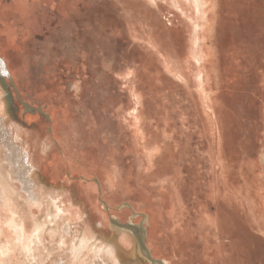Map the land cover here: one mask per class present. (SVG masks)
Masks as SVG:
<instances>
[{"label": "rangeland", "instance_id": "obj_1", "mask_svg": "<svg viewBox=\"0 0 264 264\" xmlns=\"http://www.w3.org/2000/svg\"><path fill=\"white\" fill-rule=\"evenodd\" d=\"M69 1L88 17H68L73 29L71 27L72 30L63 38L57 37L67 41L66 46L62 48L58 44L59 49H55L50 42L49 50L42 53L44 56L59 55L57 65L51 62L50 68L58 71L56 78L62 75V88L55 94L47 93L53 79L41 85L35 75L37 72H34L26 89L22 88V83L19 85L17 79L16 89L8 78H5L6 82L0 80L3 86H0V101L5 105V112L0 113V171L7 173L10 183L4 194L0 189V264H63L71 255L75 234H82L86 221L88 223L91 219L95 226L93 241L101 243L102 240V243L111 244L116 249L130 250L135 241L133 238V242L130 240L133 237L130 230L114 229L117 241L113 244L105 238L104 228L113 227L115 224L110 219L115 218L123 223L142 224L147 230L149 212L144 206L147 200L163 210V228L154 239L169 248L153 255L170 264L177 245L171 234L175 224L173 186L177 187L191 217V230L189 228L184 235L182 243L189 250L186 263H191L194 258L196 264L202 252L196 219L205 210L214 211L218 207L225 213V233L220 241L230 245L224 243V252L212 264H264V241L252 236L251 224L244 218L245 214L255 210L250 200L254 190L249 184L257 181L255 172L259 166L264 169V158L261 156V151H264V0H209V21L201 27L198 26L200 14L188 0H181L186 8L183 13L165 0H89L91 8L87 11L80 5L81 0ZM62 2L64 0H55L54 17L49 23L53 27H58L61 11L66 8L63 6L60 9ZM100 21L115 26L117 36L100 32L94 36L91 33L92 45L84 42L86 26ZM133 33H137L136 37ZM45 35L40 33L34 37L35 54ZM194 35H198L206 53L200 61L203 70L207 71H204L201 81H197L195 73L199 63L193 57ZM85 47L90 50H85ZM62 55H66L64 57L70 63H62ZM0 56H4L10 65L9 52L4 50ZM37 64L35 60L32 69L41 73ZM128 70H136V77L127 76ZM163 81L169 86L165 85L162 91L154 89ZM196 82L202 86L199 87ZM173 83L174 86L170 85ZM134 87L141 94V103L137 104L132 95ZM16 91L23 93L22 100L30 106L18 100ZM25 91H28L26 96ZM65 96H68L67 99ZM50 104L65 105L69 109L60 138L52 136V122L46 117L51 114ZM137 107L138 111L146 108L148 115L142 117L140 125L136 121L130 124L127 119H132ZM28 115L34 116L30 123ZM158 116H165L166 119L160 122ZM12 121L22 122L25 128L43 125L45 134L41 141H52L47 151H54L60 156L58 166H63L62 174L56 176V180H47L48 185L37 177L43 187L49 192L65 191L68 196H73L71 191L77 194L76 185L81 183L85 185L83 190L86 189L87 194H91L90 189L93 191V203L82 204L78 218L70 219L67 212H60L61 218L56 219L59 226L63 217L67 216L64 223L70 222L71 233L64 236L60 228V235L63 236L53 242L35 238L37 223L42 222L40 231L41 235H45L49 229L56 227L55 220L46 213L45 207L39 212L35 204L28 205V193L16 178L17 167L6 159L9 151L2 136H8L24 151L21 140L12 130ZM148 149H153L154 157H151L153 162L146 165ZM182 151L185 152L183 155ZM81 162L95 167L105 176L101 180L100 177L98 179V172L74 173L73 164ZM219 163L223 167L219 177L224 182L223 188L221 180L215 175L213 192L206 191L202 184H198L208 181L213 175L211 165L217 167ZM31 167L35 176L38 170ZM111 168L117 174L115 185L106 177ZM169 186H172V192L164 198V188ZM221 188L223 195L218 200L214 192H220ZM123 210L127 211L126 216L120 214ZM204 232L205 228L201 233ZM124 235L130 236L127 245ZM145 238L148 248L152 249L147 234ZM87 253L91 254L86 250L81 260H91ZM95 260V264H103L100 258ZM127 261L134 262L126 258L121 264H132Z\"/></svg>", "mask_w": 264, "mask_h": 264}, {"label": "bare ground", "instance_id": "obj_2", "mask_svg": "<svg viewBox=\"0 0 264 264\" xmlns=\"http://www.w3.org/2000/svg\"><path fill=\"white\" fill-rule=\"evenodd\" d=\"M76 1H79V0H76ZM81 1H83L85 4L90 5L89 0H81ZM146 1L155 2L156 0H146ZM165 1L168 2L170 5H172V7H174L180 13L182 11L183 12L186 11L185 4L182 3L181 0H165ZM208 2H209V0H188V3L192 4L191 6L192 7L194 6L196 8L197 13L200 14L201 22L198 26H200V25L206 26L208 24V21H209V20H207ZM81 3L82 2H80V5H81ZM55 6H56L55 0H31L30 2H28L27 0H13L12 4H4L2 2L0 3V52L2 53L5 50V52H9V54H10V56H8V58L10 59V61H9L10 65H8V63L5 60L6 58H4V56L3 57L0 56V80H3L6 82L5 78H8L10 80V82H12L11 83L12 86L16 89L17 88L16 85H18V84H16L17 83L16 79H17L20 82L19 85L22 83L21 84L23 86L22 88L26 89L28 87L27 85L33 79L34 72H37V73H35V75H37L36 76L37 80H38L39 84H41V85L44 84L46 81H49L51 78L53 79L51 82V84H53V85L47 89V91H46L47 93L55 94L54 92H56V91L58 92V89L62 88L61 85L63 83L61 82V79H60V78H62V75H61V77L56 78V77H58V76H56V73L58 71L55 68H54V71H52V68H50L51 62H53L54 66L57 65L56 61L59 62V60H57L56 58L59 55L57 56V54H54V55L50 54L51 56L50 55L44 56L42 53L44 50H49L50 47L48 46V43H50V42H53L54 46H52V47L55 49L56 48L59 49L58 44L61 45L62 48L66 46L67 41L64 42L62 39L58 40L57 37L58 36L62 37L65 34H69L71 27L73 29L71 20L68 17L74 16L77 19H80V18L84 19V17H88L87 16L88 14L85 15V13H84V15H83V13L80 11L81 8L76 9L73 3H71L69 0H64V2L60 3L59 7L61 10L63 9V6H66V8L62 10L63 12L61 11L62 16H61V19H59V21H58V24H59L58 27H53L49 23L52 21V18L54 17L53 12H54ZM77 19H76V21H77ZM101 21L98 22L96 25L86 26L87 28L85 29L86 36H84V38H85L84 42H87L88 44H89V42H90V44H91V42H93V41H90V37H89V35L91 33H92V35L95 36L98 32L105 34L107 32V30H109L108 29L109 24L104 23V22L102 23ZM212 28H214V27H212ZM77 32H80V30H78ZM34 33H41V34L46 33L44 40H43L44 42L42 41L38 44L39 50L37 51L36 54L34 53V51H35L34 47L36 45L35 39H34V37H35ZM116 34H117V31H116ZM133 35L136 37L137 33H133ZM194 37L195 38L193 41H195V44H194V53L193 54L195 56H193V57H195L196 61H198V63H199V65H197L198 68H197V71L195 73L197 75V81H201L203 73L206 70H203V68H202L203 65L201 66L200 61H202V59L206 55V53H205V50L203 49V46L200 44L201 40L199 39L198 35H194ZM155 48L158 49L157 47L154 46V49ZM206 48H207V46H206ZM85 50H90V49L89 48L86 49V47H85ZM90 52H92V51H90ZM88 54H89V52H88ZM64 56L66 57V55L61 56V58H63V60L61 62L64 63L65 65H67L68 63H70V60L69 59L66 60V58ZM159 56H160L161 61H162L163 55L161 54ZM6 57H7V55H6ZM35 60L38 62V64H37L38 69H40L41 73L36 71L35 68L32 69V63L35 62ZM73 62L75 63L76 61H73ZM164 65H166V67H167V63H165ZM8 67H9V69H8ZM95 69H96V67H95ZM136 72H137L136 70H128V72L126 74H127V76L130 75L131 77L135 78ZM6 73L8 74V76L6 75ZM13 74L15 75V77ZM63 77H64V75H63ZM34 79H35V81L33 80L34 81L33 84L37 83L36 78H34ZM131 81L133 82V80H131ZM196 83H198V82H196ZM32 85H31V88L34 87V85L33 86ZM197 85L199 87L202 86V84L200 85V83H198ZM0 86H2L1 83H0ZM204 87H205V85H204ZM27 92L25 91V96H26ZM16 94H17V98L20 102L26 103L22 100L23 99L22 96H24V95H22L23 93L21 94L18 91H16ZM132 95L136 99L137 104L141 103V100H140L141 94L139 91H133L132 90ZM28 97H30L29 98L30 100H33L32 96L28 95ZM65 97L67 99L68 96H65ZM10 98L12 99L11 94H10ZM0 99H1V91H0ZM210 99H211V97H210ZM46 100H48V99H46ZM212 101H214V100H212ZM203 103H202V105H204ZM26 104H28V103H26ZM28 106H30V104H28ZM49 108L51 110V114H50V116L46 115V117L48 116L52 122L51 126H50V129L52 131V136H54V138L55 137L60 138L62 135V129H63L62 126L67 121V118L69 116V109L65 105H60V106L54 105L53 106V104H50ZM215 111H216V109H215ZM1 112H5V105L3 104L2 101H0V113ZM26 117L28 120H30L29 123L31 122V119L34 118V116H32V115H28ZM9 119H11V118H9ZM27 119H26V121H27ZM41 119H42V117H41ZM141 119H142V112H141V110L138 111V107H137L132 119L129 118L127 120H128V123H130V124L134 123V121H136V123H138V125H140L139 123H140ZM218 120H219V118H218ZM33 121H35V120H33ZM21 123L22 122H19V123L13 122L11 127H12V130L14 129V131L16 133V137L21 140L24 151H21L19 149V147L14 142H12L8 136H2L3 143L6 145L8 151H9L6 159H7V161H9L10 163H13L17 167L16 168L17 169L16 178L20 180L24 190L28 193V200H27L28 205H34L35 204V206H38L39 212H41L42 208L45 207L46 213L51 214L52 218L55 220L56 227L49 229L50 231L45 235H41V231H40L41 227H43L42 222L37 223L35 238L39 241L44 239V240H48L50 242L51 241L53 242L54 240H56L57 237L63 236V235H60V228H61V230H63V232L65 234L64 236H66L67 234L69 235L71 233V231L69 230L70 229V222L67 221L64 223V220H67L66 219L67 216H68V218L70 217V219L78 218V216L81 215V212L83 209L82 204H85L87 202L93 203L94 194H93V191H90L91 189L90 190L88 189L89 192H91V194H89V193L87 194L85 191L86 189L83 190V187H85V185H83L81 183L79 185H76V186H78L77 187V194H74L75 192L73 193V191H71L73 196H70V195L68 196L67 193H64L65 191L62 193L58 192V191L56 193L49 192L45 187H43V185H41L42 183L40 184L37 181V179L41 178V180H43V182L45 181L44 183L46 185H48L47 180L52 181L55 179L56 176H59L62 174V167L63 166L62 167L58 166L60 156L58 157L57 153L54 151H52V152L47 151L46 148L51 146L52 141L51 142H50V140H47V141L42 140L41 141V139H42L41 137H43V135L45 134V127L43 125H39L38 127H30V128H27V126H26V128H25V127H22L23 124H21ZM27 123H28V121H27ZM44 124H46V123H44ZM32 125L34 126V124H32ZM1 126L2 125L0 122V128H1ZM3 129H5V128H3ZM143 131L145 132V130H143ZM212 131H213V129H212ZM4 132L5 133L7 132L6 129ZM135 134H137V133H135ZM151 137H153V136H151ZM142 138L145 139V137H143V136H142ZM213 138H215V137H213ZM154 140H155V138H154ZM143 142H145V141H143ZM143 145H145V144H143ZM50 149H51V147H50ZM152 150L153 149H148L146 152V156H147L146 165H148L152 161L151 157H154V156H152V153H153ZM69 162H71V164H72V160H69ZM69 162H67V163H69ZM62 163H63V161H62ZM73 165H72L73 166L72 168H73L74 173L79 172V173H85V174H87V173L93 174V173L98 172L97 173L99 175L98 179L100 177L101 180H102L103 176H105V174L103 172H101L100 170H96L95 167H88L85 164L83 165V162H81L78 165L77 164H73ZM31 166L35 167V169L38 170V171H36V175H35L36 177L32 175L33 173H31V171H32ZM217 167H219V166H217ZM212 169H213V166H212ZM3 170H4V168H3ZM214 170L216 171V169H214ZM220 170H221V166H220ZM1 171H0V189L2 188L1 191L4 194L6 189H8L7 185H10V183L8 182L7 173L4 174V171L3 172H1ZM215 175H216V173H215ZM37 177H39V178H37ZM106 177H108V179H110V181L112 182L113 185L116 184L115 180L117 179V174L113 168H111V170L109 171V174H107ZM95 181L99 182V181H97V179ZM38 184H40L42 186V188ZM166 189H167V187H166ZM166 189L164 188V190H166ZM132 190H135V192L138 191L136 189H132ZM171 191H172V186H170V188H169V192H171ZM10 192H11V190H10ZM220 193L221 192H219V194ZM8 194L10 195V193H8ZM164 194L166 195L165 192L163 193V195ZM136 196L139 197L140 195H137V193H136ZM25 198H27V197H25ZM44 199H46L45 200L46 202H44ZM110 199H111V197H110ZM115 202H116V200H115ZM144 206L146 207V209H150V211H151L150 221L148 220L149 231L147 233V238L151 243H153L152 238H153L154 234H157V231L162 227V221H161L162 217L159 215L157 207H155L151 203V201L147 200V203ZM94 207H95V205H94ZM28 208L30 210V207H28ZM91 210H92V208H91ZM175 210L176 209L173 210L174 222L176 219V216H175L176 212H174ZM23 212H24V210H23ZM60 212L61 213L62 212L68 213L67 216H64L63 219L61 220L62 221L60 223L61 227L59 226L58 221L56 220L57 218H61ZM218 214H219V212H218ZM97 216H98V214H97ZM93 217H95V215ZM219 219H222V217ZM223 219H224V217H223ZM92 220L93 219H91V221ZM91 221L88 223L86 221V223L84 225L85 230L83 231L82 234H80V233L75 234L76 238L71 243V247H72L71 251H70L71 255L69 257H66L67 258L66 262L63 264H77V263L95 264L97 262L95 259H97V258H100L103 264H121L122 259L127 258V260H128L131 257L132 258L136 257L137 253L135 254V249L139 248L137 246H140L139 245L140 244L139 236L142 237V240H144L143 237H145V234L142 232V228H141L142 225H140V229H139L140 233L138 234V242H137V237H134L135 241L132 240L133 237H131V239H130V240L134 241V244L136 243V248H134V250L130 249V250L125 251V250H123V248L116 249L111 244L102 243L101 239H100L101 243L98 241L97 242L93 241V239L95 238V235L93 233V231H95V229H94L95 226H94L93 222H91ZM110 221H111V219H110ZM112 222L115 225L113 227L111 226V228H109V229L104 228V236L106 239H108V241H110L114 244V241H117L115 238L114 229L117 230L120 228V226L117 225L115 223V221H113V219H112ZM115 226H117V227H115ZM222 226H223V224H222ZM223 228H224V226H223ZM224 232L225 231H223V234H224ZM171 234L173 235V237L175 239L176 236L174 234V231ZM129 237L130 236H128V235L123 236V240L126 243V245L128 242H130V240L128 239ZM214 238L215 237H213V239ZM62 242H65V239L62 238ZM124 242H122V244H125ZM33 243H35V242H33ZM155 243H156V247L154 250L155 253L166 251L169 249L167 247H163L162 243H160L159 241H157ZM86 250H89V252L91 253V254L87 253V255L89 257H91V260H87V259L81 260L80 257L82 256L83 253L86 252ZM141 250H143L142 247H141ZM30 251L33 252L32 249ZM217 253H219V252L217 251ZM33 254H34V252H33ZM143 254H144V252H143ZM203 254H204V252H203ZM33 256H35V254ZM149 256L151 258H153V254L150 251H149ZM173 256H174V250H173ZM215 256H218V254H216ZM146 258L148 259V257L145 256V254H144L140 261L143 264H146L147 263ZM154 259H156V258H154ZM212 259L213 258L208 257V261H212ZM198 260L199 259H197V261ZM136 262H137V260H136ZM198 262H200V264L206 263L205 261H198ZM198 262L196 264H198ZM137 264H139V263L137 262ZM153 264H158V262L157 263L153 262ZM160 264H163V262L161 261ZM170 264H179V262L174 259L172 261V263L170 262Z\"/></svg>", "mask_w": 264, "mask_h": 264}, {"label": "crops", "instance_id": "obj_3", "mask_svg": "<svg viewBox=\"0 0 264 264\" xmlns=\"http://www.w3.org/2000/svg\"><path fill=\"white\" fill-rule=\"evenodd\" d=\"M1 2L4 3V4H12L13 0H0V3ZM81 5L83 6V9H86V11L89 8H91V6L89 4H85L83 1H82ZM106 23L109 24V28H108L109 30H107L106 33H109L110 35L117 36L116 27L112 26V24L110 22H106ZM38 34H40V33H34V36L37 37ZM174 79H175V77H174ZM138 85H142V84H138ZM165 85H168V84L165 81H163L162 83H160V85L158 87H156L154 89H159V90L162 91V90L165 89ZM170 85L174 86V83L170 84ZM133 91H137L136 87H134ZM150 105H151V103H150ZM146 111H147L146 108H142L141 109L142 117L147 114ZM165 119H166L165 116L164 117L163 116H158V121H160V122H163L162 120H165ZM184 153L185 152L182 151V155ZM261 156H263V158H264V151H261ZM212 166L213 165H211V170L210 171H211V173H213V175L209 178V180H208L209 183H208V181L204 180L203 182H199L200 184H198V185L202 184L203 185L202 187L205 188L206 191L210 190V192H213L212 189H214V186H215V185H213V183H214L213 181L216 180L214 178L215 173H216V177H218V179H219V177H221V174L223 172V167H222L221 163L219 165H217L219 167H214L213 166V169H212ZM220 166H221V170H220ZM214 169H216V171ZM263 172H264V169H262L261 166H259V168L257 169V173L255 172V175H256L255 178L257 179V181H255L253 183L250 182V184H249L250 188H253V190H254L253 198L250 199V200L253 201L255 210L252 211V212H249L247 215L246 214L244 215V218H246L251 224L250 228H251L252 236L255 237V238H259L262 241H264V175H263ZM219 180H221V183H222L221 186H223L224 182H223L222 178L219 179ZM173 187H174V192H175V196L173 198V203H174V208L176 209L174 211V212H176L175 213L176 219H175V222H174L175 223L174 224V234H175L176 237H175L174 240H175V242H177L176 248L174 250V259L177 260L179 262V264H195V262H193L194 258H192L193 260L191 261V263H186L187 262L186 255H187V252L189 250H188L186 245L182 244L184 242V240H183L184 239V235H186V233L188 232L189 228L191 230V226H192V224H190L191 217L187 213V212H189V210L187 209V206L183 205V200L180 197V193L178 192L177 187L176 186H173ZM169 188H170V186L167 187V189L165 188L166 189L165 190L166 195L165 194L163 195L164 198H167L170 195ZM216 188L219 191V187L216 186ZM222 188H221V191H220L221 193L220 194L216 190L214 192L215 193V197L217 199L219 198L220 195H223ZM217 209H218V207L214 211L205 210L204 214H202V215H201V213L199 214V216H198V218L196 219V222H195L196 227L199 230L198 231L199 232L198 236H200V239H199V242L201 243L200 247H202L201 255L198 256L197 259H199V261H205L206 262V263L204 262L205 264H212L214 259L219 257V255H221V253L224 252V248H223L224 243L230 245L229 242H224L223 243V242L220 241V239L223 237V231H225V223H224L225 222V220H224L225 219V215H224L225 213L220 211L219 209L218 210ZM147 210L149 212L148 219L146 221L147 225H148V220L150 221V217H151V211H150V209H147ZM157 210H158L159 215L163 218L165 216L164 213H163V210L159 209V208H157ZM218 212H219V214H218ZM126 213H127L126 210H123V211L120 212V214L123 215V216H126ZM221 217H222V219H219ZM223 217H224V219H223ZM112 219L116 220L115 218H111V221H112ZM133 224H135V223H133ZM222 224H223L224 228H223ZM141 228H142V232L146 235L148 233V231H149V225L147 227V230H145V228L143 226H141ZM162 228H163V226L157 231V234H154V236L152 238V242L153 243H150L152 245V249L148 248V246L146 244V238L143 237L144 245L154 255H157L158 253H160V252L155 253V251H154L155 247H156V243H155V239L154 238H155L156 235L157 236L159 235V232H160V230H162ZM204 228L206 229V232L201 233ZM139 229H140V225H137L135 227V230L130 231V234L133 236V239H134V237H137V242H138V234L140 233ZM213 237H215V238L213 239ZM137 247H139V248H136V243H135L134 247L130 248L131 250H134V248H136L135 249V254L137 253L136 257L132 258V259L135 261V264H136V260H137V262L139 264H143L140 261L142 256L144 255L143 254V250H141L140 246H137ZM217 251L219 253H217ZM203 252H204V254H203ZM216 254H218V256H215ZM154 255H153V258H155ZM208 257L213 258L212 261H208ZM156 259H159V258H156ZM159 260L162 261L163 264H169V261H167V260H164V259H159ZM127 262L128 263H132L131 261H127ZM147 263L148 264H153V262L149 261L148 259H147Z\"/></svg>", "mask_w": 264, "mask_h": 264}, {"label": "water", "instance_id": "obj_4", "mask_svg": "<svg viewBox=\"0 0 264 264\" xmlns=\"http://www.w3.org/2000/svg\"><path fill=\"white\" fill-rule=\"evenodd\" d=\"M6 75L8 76V74L6 73ZM113 221H115V223L117 224V225H119L120 227H122V228H124V229H127V230H135V227L137 226L136 224H133L132 222H130V221H127V222H119L118 220H113ZM135 232V231H134ZM139 241H140V246L143 248V252H144V254H145V256H147L148 257V260H150V261H152V262H155V263H157L158 262V264H160L161 263V261L159 260V259H154V258H151L150 256H149V251H148V249H147V247L144 245V243L142 242L143 240H142V237L141 236H139Z\"/></svg>", "mask_w": 264, "mask_h": 264}]
</instances>
